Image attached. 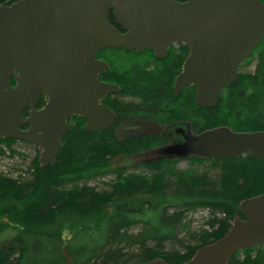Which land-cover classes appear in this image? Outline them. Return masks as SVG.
Here are the masks:
<instances>
[{
	"label": "trees",
	"instance_id": "obj_1",
	"mask_svg": "<svg viewBox=\"0 0 264 264\" xmlns=\"http://www.w3.org/2000/svg\"><path fill=\"white\" fill-rule=\"evenodd\" d=\"M16 1L0 0V6ZM110 21L121 28L113 16ZM103 52L110 61L106 75L124 80L121 103L129 113L145 106L157 120L188 121L194 133L219 126L234 131L264 129V38L242 65L256 58L254 71L241 72L222 90L213 108L197 104L195 87L176 95L172 81L165 80L181 55L173 53L143 65L142 59L124 49ZM71 121L52 163L42 164L37 148L29 177L0 172V264H69V260L132 264L156 258L182 263L201 246L223 237L236 218H244L243 200L264 193V158L249 153L211 158L190 153L176 160L154 158L138 175L117 169L112 160L166 145L168 135H128L120 140L113 129L91 132L83 128L79 116ZM171 136L177 142L184 140L182 134ZM18 140L1 139L0 158L7 155L3 145L10 155L24 156L11 147ZM180 159L191 166L178 167ZM113 175L105 182L108 189L87 184ZM200 208L211 214L208 228L192 233L183 219L186 212ZM182 231L191 243L180 239ZM169 242H179L185 250L165 249ZM227 264H264V244L237 251Z\"/></svg>",
	"mask_w": 264,
	"mask_h": 264
},
{
	"label": "water",
	"instance_id": "obj_2",
	"mask_svg": "<svg viewBox=\"0 0 264 264\" xmlns=\"http://www.w3.org/2000/svg\"><path fill=\"white\" fill-rule=\"evenodd\" d=\"M111 14L122 30L110 21ZM263 38V0H18L1 5L0 140L33 144L47 164L59 153L74 115L87 119L86 130L108 129L116 116L100 100L119 86L98 80L109 66L95 57L104 47L151 48L163 57L171 43L186 44L189 55L174 92L194 84L197 104L213 108ZM43 93L48 100L37 109ZM25 108H30L27 115ZM184 148L210 158L244 153L264 158V129L219 126L188 138ZM241 209L244 218H236L223 237L178 264H227L237 251L264 244V193L243 200ZM132 264L175 263L156 258Z\"/></svg>",
	"mask_w": 264,
	"mask_h": 264
},
{
	"label": "flooded vegetation",
	"instance_id": "obj_3",
	"mask_svg": "<svg viewBox=\"0 0 264 264\" xmlns=\"http://www.w3.org/2000/svg\"><path fill=\"white\" fill-rule=\"evenodd\" d=\"M111 16L113 15L111 14ZM120 30L122 29L120 28ZM106 48H114V47H104L102 49H99L95 53V57L97 59L104 60L109 64L106 70L103 72H100L97 77L99 81L109 82V83L118 85L119 90L117 92L106 95L100 100V102L106 104L115 113L116 118L114 122L112 123V125L106 130H87V131L105 132L110 129H113V131L115 132V134L118 136L120 140L126 139V136L128 135L142 136V135L151 134V133H156L158 135H168L169 142L166 145H163V146H160L154 149L143 150L136 154L134 153L128 156L119 155L115 157L114 159H116L117 163L114 166L121 171L136 172V174H138L139 172H141V170L147 171L146 166L148 167L149 163L154 158L172 159V160L179 159L178 157H174V154H172V149H171V146L179 142L173 140L171 135L182 134L185 137L186 134L194 132L193 127L190 125L188 121H184L181 118L174 119L170 117L168 120L164 119V121L157 120L155 117H153L150 114V109H148V107H145V106L136 107V111H132L130 113L127 112L128 110L125 108H129V107L128 106L126 107V105H123L121 103V101L125 99V96H122L123 92H121V89H122L121 81H124V80L119 78L116 75L114 76V78H109L106 75L107 71L110 68V61H109L108 54L103 52V55H102V51H104V49ZM114 49H124L126 51L131 52V56L134 57L135 59H142L141 64L143 65L151 64V61H153L154 59L156 60L157 58L158 59L168 58L173 53L174 55H181L180 61L175 67H172V71L165 73V76H167L165 80L172 81L171 89L174 94L180 95L184 91V89L193 86L195 87L196 97H197V86L194 84H189L183 87L179 93L174 92V85H175L176 78L183 70L184 61L189 55V48L187 47L186 44L182 42L171 43L167 49L166 55L163 57H159L156 51L151 48H146L143 51H138L137 49L128 50L126 48H114ZM114 55L117 56L118 52L114 53ZM242 65L239 68L240 72H242V67H243ZM138 79H141V77H139ZM47 100H48V97L45 93L39 95L37 97L36 108L40 109L42 106L45 105ZM121 109H124V112L122 114L119 113L123 111ZM25 110H27V113H28L30 108H25ZM76 116L80 117L83 123V128L85 129L87 119L83 115H74L73 117H71L68 120V126H70V124L72 123L71 119ZM170 144H173V145H170ZM161 152H163V155H161L160 157L157 156ZM177 163H178V160H177Z\"/></svg>",
	"mask_w": 264,
	"mask_h": 264
},
{
	"label": "rangeland",
	"instance_id": "obj_4",
	"mask_svg": "<svg viewBox=\"0 0 264 264\" xmlns=\"http://www.w3.org/2000/svg\"><path fill=\"white\" fill-rule=\"evenodd\" d=\"M255 65H256V58H253L248 64L242 67V72H253L255 69ZM152 134L156 135V133H151V135ZM197 134L199 133L192 132V133L186 134L185 137L183 136L184 140L182 142L176 143L175 145L171 146L172 154H174V157H179L180 155L190 154L187 151H185L186 149L184 148V144L188 138H192L196 136ZM3 147L6 150L7 155L5 156L3 155L0 158V172L7 174V175L10 174L13 177H20V179H22L21 177H29L31 173V172L29 173V171L31 170V167H30L31 161L37 154V147H35L33 144H30L25 141H20V140L12 143L11 147L23 153L24 156L16 155V154L10 155L9 154L10 152L7 149V147L5 145H3ZM116 163H117L116 159H113L112 164L115 165ZM207 163L209 164V162H205L204 164H207ZM177 166L181 168H187V167H190L191 164L186 159H180ZM20 174L21 176H18ZM113 177L114 175L106 176V177H103L97 180H89L87 184L94 186L95 188L99 190L108 189V185H106L105 182L110 179H113ZM172 190H173L172 188L168 189V191H172ZM210 217H211V214L208 209L200 208L198 210H192V211L186 212L183 221L187 223L190 232L194 233V232L201 231L204 228H208L207 226L208 224L206 221ZM179 237L182 240L184 239V243H187V244L191 243V240L187 238V235L185 234L184 231L181 232V235ZM165 249L175 250V251L185 250L183 245L179 242L178 243L169 242L165 244Z\"/></svg>",
	"mask_w": 264,
	"mask_h": 264
}]
</instances>
